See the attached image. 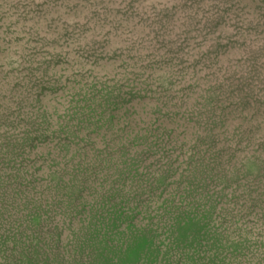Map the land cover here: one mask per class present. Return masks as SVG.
Returning a JSON list of instances; mask_svg holds the SVG:
<instances>
[{
	"label": "rangeland",
	"instance_id": "1",
	"mask_svg": "<svg viewBox=\"0 0 264 264\" xmlns=\"http://www.w3.org/2000/svg\"><path fill=\"white\" fill-rule=\"evenodd\" d=\"M0 264H264V0H0Z\"/></svg>",
	"mask_w": 264,
	"mask_h": 264
}]
</instances>
